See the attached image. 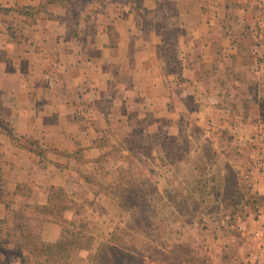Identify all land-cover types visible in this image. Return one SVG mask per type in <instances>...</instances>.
I'll use <instances>...</instances> for the list:
<instances>
[{"label": "crops", "instance_id": "0c3cea01", "mask_svg": "<svg viewBox=\"0 0 264 264\" xmlns=\"http://www.w3.org/2000/svg\"><path fill=\"white\" fill-rule=\"evenodd\" d=\"M45 1L0 0V219L45 204L52 186L91 189L77 160L91 165L103 153L94 142L110 120L165 117L174 136L193 104L199 125L221 113L222 129L229 119L250 120L264 133V17L260 33L246 38L250 8L234 7L229 22L227 0H199L183 16L167 7L162 21V0H103L84 31L70 34L65 4ZM173 29L177 69L164 46ZM249 72L254 82L245 81ZM253 181L264 199V176ZM252 249L249 261L264 264V243Z\"/></svg>", "mask_w": 264, "mask_h": 264}, {"label": "rangeland", "instance_id": "374dc122", "mask_svg": "<svg viewBox=\"0 0 264 264\" xmlns=\"http://www.w3.org/2000/svg\"><path fill=\"white\" fill-rule=\"evenodd\" d=\"M102 2L65 0L70 34L82 33ZM227 2L231 9L225 19L229 22L237 17L234 7L251 9L244 20L254 26L245 35L256 37L264 17V0H253L251 6ZM160 4L157 9L162 21L167 19V7L178 17L200 6L199 0H162ZM209 11L210 15L215 13L214 9ZM144 15L152 16L151 12ZM179 33L173 29L164 44L176 69ZM250 73L246 82H254ZM189 108L174 136L167 134L165 117L158 119L151 114L142 118L135 113L126 121L110 120L94 142L104 148L103 153L91 165L83 156L77 160L76 167L94 186L77 189L80 193L52 186L45 204L12 210L8 219H0V246L4 250L0 264L44 262L41 254L29 249L32 239L26 235L30 232L45 244L84 238L80 243L83 248L72 246L64 252L65 257L44 264H137L136 251L131 250L142 248L145 236L157 240L146 245L147 254L153 248L161 249L165 261L173 264H253L249 261L256 256L252 248L257 242L264 243V199L248 183L264 176V153L260 150L264 133H258L257 122L250 120L229 119L222 129L221 113L213 117V123L207 124L211 120L205 118L199 125L194 105L189 104ZM239 134L250 138L243 142ZM35 206L39 213L33 210ZM43 206L53 207V212ZM73 231L78 237L71 235ZM257 231L263 234L256 236ZM259 257L258 253L256 259ZM144 264L156 262L146 259Z\"/></svg>", "mask_w": 264, "mask_h": 264}, {"label": "trees", "instance_id": "16d2710c", "mask_svg": "<svg viewBox=\"0 0 264 264\" xmlns=\"http://www.w3.org/2000/svg\"><path fill=\"white\" fill-rule=\"evenodd\" d=\"M64 1L65 0H46L43 3L51 4V5H55V4L63 5ZM55 191L58 192L60 190L59 189H55ZM38 208H39L38 206H35V207H33V210L38 212ZM43 209L47 210L49 212H53V207L52 208H49V207L47 208L46 206H43ZM71 235L74 236V237H78V235L75 234L74 231L71 233ZM27 236L31 237V239H32L31 242H30L32 244V246H29V249H30V247H32V253L33 254L39 253V254H41L42 257L45 258L43 263H40L37 260L35 262L37 264H44V263H47L48 261L52 262L59 256H63L64 255V257H65L64 252H66L68 249L69 250L73 249V247L79 248V249L84 247L82 244H80L81 241H83V239H84L82 237L75 238L72 241H65L64 239H61V240H59V241H57L55 243H52V244H45V243H42L37 236H35V235L31 236V232L29 233V235H26V239H27ZM151 242H157V240L154 237L145 236V240L141 244V245H143V247L140 248V249H143V250H140V249L138 251L136 249L135 250H131V251H136V252H133V253L138 257V263L137 264H144L146 259L155 260L156 264H173L172 262H166L165 261V258L162 257V255H164V254H163V251L161 249H157L156 250L155 248H153L152 252H149L147 254V252H146V250H144V248L146 247V245H150L149 243H151ZM4 249L6 251L10 252V250H8L6 248H4ZM0 252H4L3 248H1V246H0ZM15 254L18 257H20V258L23 257V254H20V253H17V252ZM99 254H101V252H99ZM156 254L159 255V257H157ZM154 257H157V258L155 259Z\"/></svg>", "mask_w": 264, "mask_h": 264}, {"label": "built area", "instance_id": "2783aa9c", "mask_svg": "<svg viewBox=\"0 0 264 264\" xmlns=\"http://www.w3.org/2000/svg\"><path fill=\"white\" fill-rule=\"evenodd\" d=\"M254 234L257 236L258 234H260V232L257 231V232H255ZM256 264H257V263H256Z\"/></svg>", "mask_w": 264, "mask_h": 264}]
</instances>
